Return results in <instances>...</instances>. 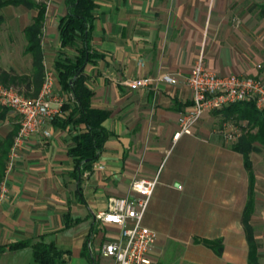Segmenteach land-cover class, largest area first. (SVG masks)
<instances>
[{"label": "crops", "instance_id": "crops-1", "mask_svg": "<svg viewBox=\"0 0 264 264\" xmlns=\"http://www.w3.org/2000/svg\"><path fill=\"white\" fill-rule=\"evenodd\" d=\"M93 2L90 48L101 59L85 67V85L93 93L91 107L109 112L102 124L109 137L99 159L89 170L81 168L80 176L68 155L76 133L72 126L49 123L51 138L26 140L8 171L7 155L0 264H36L29 247H9L40 238L63 253L65 264H93L100 247L119 236L117 226L95 215L106 210L110 198L127 196L133 181L152 179L156 184L142 218L158 235L148 257L152 264H248L246 208L257 263L264 264V165L259 166L264 146L254 144L246 168L231 148L237 141L226 142L219 132L230 122L241 136L246 123L227 119L226 110L206 113L191 135L174 138L179 115L191 105L185 81L200 55L218 75L252 71L245 55L251 50L243 48L246 32L230 24L231 0ZM260 5L255 7L264 19ZM65 14L64 0L49 1L41 41L44 73H53L58 92L57 25ZM163 75H178V83L159 80ZM139 78L152 81L145 88L128 86ZM60 95L68 109L56 117L64 120L75 103ZM0 120L11 121L5 137L19 126V117L6 108L0 107ZM215 242L220 254L208 245Z\"/></svg>", "mask_w": 264, "mask_h": 264}, {"label": "trees", "instance_id": "trees-1", "mask_svg": "<svg viewBox=\"0 0 264 264\" xmlns=\"http://www.w3.org/2000/svg\"><path fill=\"white\" fill-rule=\"evenodd\" d=\"M64 1L66 14L57 25L59 55L54 63V72L60 87L59 94H66L67 98L75 103V108L68 113L64 120L54 117L51 122L61 128L72 126L76 130L75 135L71 138L72 146L68 150V155L74 163V172L80 176L81 168L89 170L103 151L109 133L102 124L108 118L109 112L91 107L90 102L93 93L85 85V67L101 59V56L94 53L90 48V33L94 19L92 11L95 4L93 0ZM7 7L23 8L35 12L31 23L25 26L22 31L25 41L23 53L31 59V72L28 75H17L0 67V85L5 87L25 86L27 90L25 96L35 97L40 91L44 76L41 41L47 4L45 1L38 0H0V11ZM259 9L260 16L264 18V5H260ZM2 23L3 17L0 15V25ZM28 91H32V93L28 94ZM60 97L63 98L62 95ZM67 109L68 105L64 99L60 112ZM222 110H226L227 119H231L235 123H246V126L242 128V135L231 148L243 156L244 165L250 169L249 154L256 150L254 144L264 146V111L257 110L253 103H237ZM80 125L84 126L83 131L77 130ZM18 130L19 126H16L0 142V184L4 177L7 155ZM253 130L255 131L253 132ZM251 177L253 176L251 175ZM243 227L248 244V264H258L247 208L244 211ZM208 245L216 254H220L222 247L219 242ZM28 247L32 251V259L36 264L66 263L63 253L58 251L52 243H45L42 238L16 243L10 245L9 248L15 250Z\"/></svg>", "mask_w": 264, "mask_h": 264}, {"label": "built area", "instance_id": "built-area-1", "mask_svg": "<svg viewBox=\"0 0 264 264\" xmlns=\"http://www.w3.org/2000/svg\"><path fill=\"white\" fill-rule=\"evenodd\" d=\"M159 80L171 85L178 83V75H163ZM152 80L139 78L128 83L134 89L145 88ZM191 91V105L178 117V132L191 135L193 127L206 114L220 111L237 103H253L264 111V81L258 77L236 74L218 75L209 70L200 55L185 81ZM64 100L54 93V75L45 72L40 91L35 97L25 96L11 87L0 85V107L11 110L19 117V130L9 151L7 171L19 157L24 142L32 137L41 141L51 138L48 124L60 113ZM223 139L235 143L240 130L227 122L219 131ZM101 168V167H100ZM156 179L133 181L130 193L112 197L106 210L95 215L103 223L119 228L117 239L105 242L93 257L94 264H152L148 258L158 235L142 225V218L155 187ZM5 184H0V200L5 197Z\"/></svg>", "mask_w": 264, "mask_h": 264}, {"label": "rangeland", "instance_id": "rangeland-1", "mask_svg": "<svg viewBox=\"0 0 264 264\" xmlns=\"http://www.w3.org/2000/svg\"><path fill=\"white\" fill-rule=\"evenodd\" d=\"M38 1H45L48 4L50 0ZM260 4H264V0H231L227 7V13L230 16V24L233 23L236 28L242 26V30L246 32L243 48L249 47L247 50H251L249 54L245 55L249 59L248 63L252 71L243 74V76H254L264 81V19L258 17V9L255 7ZM34 14V11L14 7H7L0 11V15L3 17V23L0 25V67L9 73L27 75L31 72V59L23 53L25 41L22 30L31 22ZM47 65L49 67V63ZM9 87L24 95L27 94L25 86L13 85ZM54 93L60 95L56 89ZM10 119L14 126L18 118L13 116ZM9 122L11 121L4 123L0 120V141L4 139L10 129ZM261 150L260 158L262 160L264 159V147ZM262 164L264 165V161H261L259 166L261 167Z\"/></svg>", "mask_w": 264, "mask_h": 264}, {"label": "water", "instance_id": "water-1", "mask_svg": "<svg viewBox=\"0 0 264 264\" xmlns=\"http://www.w3.org/2000/svg\"><path fill=\"white\" fill-rule=\"evenodd\" d=\"M175 186H177V185H175Z\"/></svg>", "mask_w": 264, "mask_h": 264}]
</instances>
